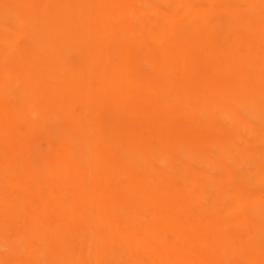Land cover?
I'll use <instances>...</instances> for the list:
<instances>
[{
    "label": "bare ground",
    "instance_id": "bare-ground-1",
    "mask_svg": "<svg viewBox=\"0 0 264 264\" xmlns=\"http://www.w3.org/2000/svg\"><path fill=\"white\" fill-rule=\"evenodd\" d=\"M0 264H264V0H0Z\"/></svg>",
    "mask_w": 264,
    "mask_h": 264
}]
</instances>
